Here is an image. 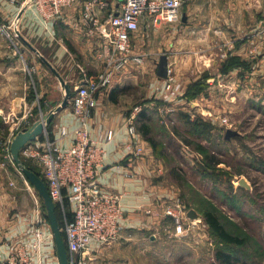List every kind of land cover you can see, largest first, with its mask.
<instances>
[{
  "label": "crops",
  "instance_id": "1",
  "mask_svg": "<svg viewBox=\"0 0 264 264\" xmlns=\"http://www.w3.org/2000/svg\"><path fill=\"white\" fill-rule=\"evenodd\" d=\"M0 13L5 20L14 22L17 31L11 39L0 35V123L9 127L6 135L0 134L2 141L17 131V118L22 114L28 110L37 114L41 104H56L62 99L64 85L59 77L73 92L78 80L96 76L103 64L97 55L100 38L88 35L78 23V5L64 9L55 19L44 20L33 5L21 8L0 0ZM140 27V32L133 35V46L135 52L144 54L143 63L131 64L116 74L107 88L99 89L89 122L91 137L104 147L99 184L121 195L120 233L103 246L91 244L82 254V264H160L156 257L163 246L158 239L175 235L173 222L163 209L176 200V193L161 175L152 146L139 131L144 154L132 157L130 153L127 118L134 104L152 102L144 97L149 92L141 88L145 85L144 66L156 67L157 57L166 52L170 71L171 66H178L176 77L183 85L184 101L189 104H238L240 93L256 91L255 84L252 91L247 84L254 83L255 77L264 78V0H187L179 20L142 21ZM224 50L226 57H220ZM44 58L59 67L58 74L47 67ZM232 60L237 63L223 68L225 61ZM32 67L34 78L29 69ZM199 72H205L199 77L205 76V88L188 97V87L197 81ZM239 77L247 83L240 92ZM153 80L148 86L157 84ZM167 85L170 87V82ZM262 88L264 93V84ZM77 122L68 103L48 126L50 137L57 136L59 126L72 130ZM107 130L113 132L110 140L105 139ZM71 138L70 134L61 140V146L68 147ZM7 171V166L0 163V259L7 256L9 244L26 239L32 223L30 208H24L21 198L25 186L18 178L10 179V186ZM125 171L135 174L128 177ZM44 237L43 264H59L55 244L46 232Z\"/></svg>",
  "mask_w": 264,
  "mask_h": 264
},
{
  "label": "rangeland",
  "instance_id": "2",
  "mask_svg": "<svg viewBox=\"0 0 264 264\" xmlns=\"http://www.w3.org/2000/svg\"><path fill=\"white\" fill-rule=\"evenodd\" d=\"M177 19H180V15ZM155 51L158 52L157 49ZM164 54L167 55L166 52ZM47 67L59 70V67L52 64ZM33 68L29 69L34 78ZM143 70L145 85L141 88L145 93L149 92L144 97L147 99L148 96L152 102L134 104V107H139L134 115L135 124L138 127V122H142L139 113L147 108L146 112L154 119L149 125L156 145L152 146L147 141L152 146L154 159L160 163L161 175L170 183L177 202L185 211L181 233L177 234L174 229L175 235L158 239L159 245L163 247L156 260L160 264H222L215 257V250L222 248L238 257L236 264H264V78L255 77L254 83L247 84L243 77H239V92L247 88L246 84L251 87V91L254 89L252 84H255L256 91L240 93L238 104L235 101L234 104L231 101L223 104H189L184 101L183 85L178 83L176 77L178 66H171L169 77L166 78L156 75L154 65H146ZM203 74L205 72H199L198 75L195 73V80ZM152 78L157 84L150 87L148 84ZM168 82L170 87H167ZM117 90L118 95L120 92ZM41 105L43 111H46L55 104ZM148 113H145L146 116ZM38 117L34 114L31 119ZM0 125V134L6 135L9 127L5 133L3 123ZM228 128L239 133L225 138ZM9 134L13 136L15 133ZM1 144L2 141L0 147ZM28 162L32 163L30 160ZM0 163L7 166V182L10 186L13 185L10 179L18 178L22 181L25 186V193L21 195L24 208L29 207L32 215L39 211L43 232L54 243L46 210L36 189L20 167L6 157L1 149ZM241 178L248 185L241 184ZM17 199H20L19 196ZM70 208L67 201L65 210L57 205L56 214L62 236ZM190 208L201 217L190 218L187 215ZM206 210L216 214L225 229L242 237L244 243L237 245L222 242L203 218L202 214Z\"/></svg>",
  "mask_w": 264,
  "mask_h": 264
},
{
  "label": "built area",
  "instance_id": "3",
  "mask_svg": "<svg viewBox=\"0 0 264 264\" xmlns=\"http://www.w3.org/2000/svg\"><path fill=\"white\" fill-rule=\"evenodd\" d=\"M187 0H2L21 8L33 5L44 20L59 17L64 9L79 6L78 23L88 35L100 38L97 55L102 68L96 76L83 77L75 84L69 98L71 112L77 125L69 130L59 126L56 137H50L48 129L34 141L26 143L20 152L26 160L32 161L40 170L53 201L65 210L64 201L71 206V216L65 219L63 232L69 252V264H82V254L91 244L102 246L118 238L120 221L123 217L121 195L100 186L99 171L103 162L104 147L91 137L89 122L96 106V94L100 88H107L116 74L131 64L141 65L144 54L134 51L133 35L142 21L169 22L176 20ZM14 22L5 20L0 13V35L13 38L17 35ZM12 31V32H11ZM264 46V40L262 41ZM227 51L220 57H226ZM170 69L168 68V74ZM169 87V85H167ZM127 118V132L132 145V157L142 156L144 146L135 124V112ZM40 106L37 115L44 114ZM33 112L28 110L17 118L18 129L31 124ZM17 129V130H18ZM72 135L68 147H62L61 140ZM112 130H107L105 139L110 140ZM12 134L2 140L1 151L11 159L10 142ZM12 160V159H11ZM127 166L130 162L127 161ZM120 168L119 165L116 166ZM125 171L124 175L134 176ZM37 210L26 239L9 244L10 249L0 264H43L41 249L44 243L42 219ZM163 213L171 217L176 233L184 229L183 207L173 200L167 203ZM80 254V255H79Z\"/></svg>",
  "mask_w": 264,
  "mask_h": 264
},
{
  "label": "water",
  "instance_id": "4",
  "mask_svg": "<svg viewBox=\"0 0 264 264\" xmlns=\"http://www.w3.org/2000/svg\"><path fill=\"white\" fill-rule=\"evenodd\" d=\"M44 61L49 67H51V63L48 60L44 58ZM53 70L56 72L55 69ZM155 72L157 76L162 78H166L168 76L166 54L162 53L159 56V59L156 62ZM56 74L58 73L56 72ZM59 79L64 85V94L62 96V99L58 103L50 107L48 110H46L42 116L34 119L30 125L23 126L15 132L10 142V156L12 161L18 167H20L26 179L36 189L39 197L43 201L46 210V216L53 233L56 255L59 264H69V252L59 228L58 218L56 214V203L51 198L45 181L36 172L23 164V160L20 155L22 147L26 143L37 139L44 132V130L48 128L55 115L61 109L67 106L69 98L71 96V88L68 83H65L63 78L59 77ZM238 133V131L228 128L225 132V138H229V136L232 134L237 135ZM240 183L243 185H248L246 180L243 178L240 179ZM187 215L190 218L201 217V215L193 208H190L187 211Z\"/></svg>",
  "mask_w": 264,
  "mask_h": 264
},
{
  "label": "trees",
  "instance_id": "5",
  "mask_svg": "<svg viewBox=\"0 0 264 264\" xmlns=\"http://www.w3.org/2000/svg\"><path fill=\"white\" fill-rule=\"evenodd\" d=\"M69 47L71 48L70 45H69ZM235 63H237V61H235V60H232L231 62L225 61L223 68L228 67L230 64H235ZM204 78H205V76H204ZM204 78L198 79L197 81L190 84V86L188 87V91H187L188 97H193L194 95H196L202 89L205 88ZM146 109L147 108H143L141 110V112L139 113V118L140 117L142 118V122L141 123L138 122L137 129L143 135V137L152 144V146H155L156 141H155V138L152 136L151 127L149 125L150 121H152L154 119L151 118V114L146 112ZM145 113H148V115L146 116ZM3 126H4L5 132H7V126H5V125H3ZM0 127H1V125H0ZM21 158L23 160V164L26 167H28L31 170H33L34 172H36L44 180L40 170L36 166H34L32 163L28 162V160L23 158L22 155H21ZM41 201H42V199H41ZM65 201H64V205H65ZM42 206H43V208H45L44 204H42ZM56 209H57V204H56ZM70 216H71V212L69 213V215H67V217H70ZM202 216L205 219V221L208 223L210 229L216 234V236L222 242H224L226 244H237V245L244 243V239L242 237L237 236L235 234H232L231 232L226 230L224 225L220 222V220L218 219L216 214H214L213 212L206 210L203 212ZM63 238L65 240L64 234H63ZM215 257L222 264H236L238 261L237 256H235L232 252L224 250L222 248H218L215 250Z\"/></svg>",
  "mask_w": 264,
  "mask_h": 264
}]
</instances>
